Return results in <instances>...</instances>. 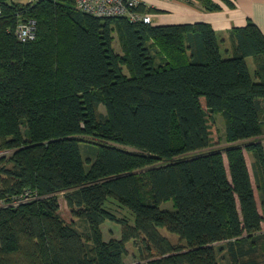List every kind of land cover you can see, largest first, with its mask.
<instances>
[{"label": "trees", "instance_id": "16d2710c", "mask_svg": "<svg viewBox=\"0 0 264 264\" xmlns=\"http://www.w3.org/2000/svg\"><path fill=\"white\" fill-rule=\"evenodd\" d=\"M0 7V264H124L129 241L132 264H264V35L252 20L229 30L223 57L205 22L97 17L74 0ZM28 19L35 38L22 41ZM25 191L33 199L11 204ZM107 220L120 238L105 240Z\"/></svg>", "mask_w": 264, "mask_h": 264}, {"label": "crops", "instance_id": "0c3cea01", "mask_svg": "<svg viewBox=\"0 0 264 264\" xmlns=\"http://www.w3.org/2000/svg\"><path fill=\"white\" fill-rule=\"evenodd\" d=\"M213 1L221 5L219 10H207L195 0H142V3L157 9L155 13H148L153 25L205 22L216 34H228L232 27L243 26L250 19L264 35V0H230L234 6L222 0Z\"/></svg>", "mask_w": 264, "mask_h": 264}, {"label": "rangeland", "instance_id": "374dc122", "mask_svg": "<svg viewBox=\"0 0 264 264\" xmlns=\"http://www.w3.org/2000/svg\"><path fill=\"white\" fill-rule=\"evenodd\" d=\"M227 33H221L218 32L217 33V37L219 40V48H220V52L222 54L223 57H228L231 55V49H230V42L228 40V34ZM115 50L117 52H120V46L118 44V41L115 37L114 43H113ZM228 51V52H227ZM247 65L249 67V71L250 74L252 76L253 79H255L254 77V69H255V63H254V58L248 57L246 59ZM103 109V108H102ZM212 132H213V137L215 138L216 144L214 145L215 148L217 149H224L227 145V143L224 141V132H225V127H224V121L222 119V117L220 116V114H214L213 116V122H212ZM259 139L261 140V143L264 145V135L260 136ZM4 154H8V151L2 152ZM245 153V158L249 167V171L251 174V178L254 182V174H253V157L252 154L250 152H248L247 150H244ZM224 156V161H225V166L227 167V160L225 157V154L223 153ZM255 185V184H254ZM258 199V197H257ZM59 202H60V214L61 216L67 221L69 222L70 220H75L76 218H73L71 213H70V209L68 208L65 199L63 198V195L60 193L59 196ZM160 207L163 209H167V210H173L175 208L174 206V202L172 200H168L165 201L163 203L160 204ZM112 210L114 211V213L118 216V217H126L128 219V221L130 223H132V216L130 215V213L128 212V210H126L125 208H121L117 205L112 206ZM78 227L81 229L82 223L81 222H77ZM102 231H103V236L105 238V240H109L111 238H120L121 236V225L120 223L116 222V221H112V220H107L102 224ZM263 230H264V226H263ZM162 233L168 237L173 243L177 242V236L171 233H168L167 231H165L164 229L161 230ZM219 243H216V245H218ZM126 249L127 252L124 256V264H132V263H136L139 261V253H138V249L136 247V245L133 243V241H129L126 244ZM219 262L220 264H226V261L224 259L219 258Z\"/></svg>", "mask_w": 264, "mask_h": 264}, {"label": "built area", "instance_id": "2783aa9c", "mask_svg": "<svg viewBox=\"0 0 264 264\" xmlns=\"http://www.w3.org/2000/svg\"><path fill=\"white\" fill-rule=\"evenodd\" d=\"M31 3L37 0H27ZM142 0H74L77 9L92 14L97 17L127 16L131 21H143L152 23L151 15L148 13H139L133 8L139 5ZM1 12V7H0ZM36 21L28 19L20 22L16 27L17 37L22 41L32 40L35 38ZM30 191H25L19 197L15 198L11 204L27 202L33 199ZM4 203L0 201V207Z\"/></svg>", "mask_w": 264, "mask_h": 264}]
</instances>
